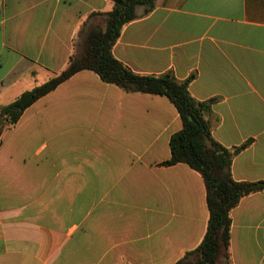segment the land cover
Masks as SVG:
<instances>
[{"label":"crops","instance_id":"1","mask_svg":"<svg viewBox=\"0 0 264 264\" xmlns=\"http://www.w3.org/2000/svg\"><path fill=\"white\" fill-rule=\"evenodd\" d=\"M113 7L0 0V109L23 81L66 69L83 30L103 17L93 13ZM143 11L123 27L115 57L139 74H195L192 96L215 98L214 138L228 148L250 141L233 178L264 180V0H158ZM1 124L0 264H175L202 242L205 180L186 163L163 164L183 127L168 96L82 70ZM230 253L232 264H264V189L232 209Z\"/></svg>","mask_w":264,"mask_h":264},{"label":"trees","instance_id":"2","mask_svg":"<svg viewBox=\"0 0 264 264\" xmlns=\"http://www.w3.org/2000/svg\"><path fill=\"white\" fill-rule=\"evenodd\" d=\"M113 2L112 10L93 13L103 16V22L97 21L83 30L79 50L71 56L66 69L1 107L0 142L5 128L2 120L7 125L16 124L25 109L82 70H92L104 81L128 92L168 96L181 116L183 127L172 135L171 158L163 164L182 162L199 171L206 183L209 207L208 227L202 242L175 264H232L231 211L244 196L264 189V180L237 181L231 173L233 159L250 141L228 148L214 138L211 117L215 98L200 101L192 96L189 84L195 74L186 79H179L171 70L157 75L139 74L115 57L113 47L123 27L141 17L137 8L144 7L143 15H146L157 6L158 0Z\"/></svg>","mask_w":264,"mask_h":264},{"label":"rangeland","instance_id":"3","mask_svg":"<svg viewBox=\"0 0 264 264\" xmlns=\"http://www.w3.org/2000/svg\"><path fill=\"white\" fill-rule=\"evenodd\" d=\"M110 3H112V4H114V2H113V0H108ZM97 21H101V22H103L102 21V18H97ZM79 50V49H78ZM77 50V51H78ZM76 51V52H77ZM44 80H46V79H42V78H39L38 79V81L37 80H34V79H32V80H25V81H23L22 83H21V86H19L20 88L22 87V88H26V90L28 89V90H30L31 88H33V87H35L36 85H38V84H41L42 82H44ZM13 98H15V96L13 97Z\"/></svg>","mask_w":264,"mask_h":264}]
</instances>
